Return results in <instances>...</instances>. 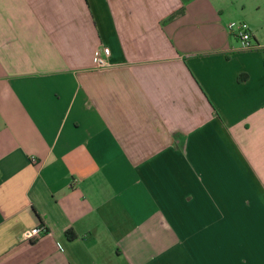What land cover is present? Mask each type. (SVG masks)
I'll return each mask as SVG.
<instances>
[{"label":"crops","instance_id":"crops-1","mask_svg":"<svg viewBox=\"0 0 264 264\" xmlns=\"http://www.w3.org/2000/svg\"><path fill=\"white\" fill-rule=\"evenodd\" d=\"M230 23L218 0H0V264H264V38Z\"/></svg>","mask_w":264,"mask_h":264},{"label":"built area","instance_id":"built-area-1","mask_svg":"<svg viewBox=\"0 0 264 264\" xmlns=\"http://www.w3.org/2000/svg\"><path fill=\"white\" fill-rule=\"evenodd\" d=\"M228 29L239 40L243 51L260 49V45L255 42L254 32L245 22L230 23ZM111 50L107 47H100L94 52V65L98 70L107 69L112 66L110 62ZM34 161V159H33ZM49 234V229L45 226H37L26 231L23 235L25 241H34Z\"/></svg>","mask_w":264,"mask_h":264},{"label":"rangeland","instance_id":"rangeland-1","mask_svg":"<svg viewBox=\"0 0 264 264\" xmlns=\"http://www.w3.org/2000/svg\"><path fill=\"white\" fill-rule=\"evenodd\" d=\"M227 10L229 22H245L264 38V0H218ZM255 26V27H253Z\"/></svg>","mask_w":264,"mask_h":264},{"label":"trees","instance_id":"trees-1","mask_svg":"<svg viewBox=\"0 0 264 264\" xmlns=\"http://www.w3.org/2000/svg\"><path fill=\"white\" fill-rule=\"evenodd\" d=\"M185 5H186V3H184V6H183V8L181 9V12H183V10H184V8H185ZM261 50H262V53H263V56H264V49H261ZM69 235H70V238H71V239L75 238V235H73L72 232H70Z\"/></svg>","mask_w":264,"mask_h":264}]
</instances>
